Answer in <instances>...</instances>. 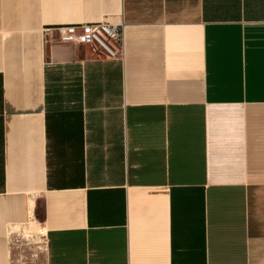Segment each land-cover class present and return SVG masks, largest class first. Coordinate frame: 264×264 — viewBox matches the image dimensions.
Returning <instances> with one entry per match:
<instances>
[{"label":"crops","instance_id":"obj_1","mask_svg":"<svg viewBox=\"0 0 264 264\" xmlns=\"http://www.w3.org/2000/svg\"><path fill=\"white\" fill-rule=\"evenodd\" d=\"M0 264H264V0H0Z\"/></svg>","mask_w":264,"mask_h":264},{"label":"built area","instance_id":"obj_2","mask_svg":"<svg viewBox=\"0 0 264 264\" xmlns=\"http://www.w3.org/2000/svg\"><path fill=\"white\" fill-rule=\"evenodd\" d=\"M124 30L121 24L102 21L86 26L70 25L59 30L60 41L77 45L92 44L107 59L119 60L123 56Z\"/></svg>","mask_w":264,"mask_h":264},{"label":"rangeland","instance_id":"obj_3","mask_svg":"<svg viewBox=\"0 0 264 264\" xmlns=\"http://www.w3.org/2000/svg\"><path fill=\"white\" fill-rule=\"evenodd\" d=\"M16 242H20V245L22 247V252L25 254H29V252L31 251V247H34L33 244L40 242V240L34 236V238L32 237H26L25 235L21 236L18 235L15 237Z\"/></svg>","mask_w":264,"mask_h":264}]
</instances>
